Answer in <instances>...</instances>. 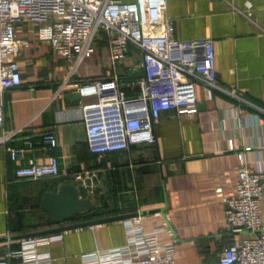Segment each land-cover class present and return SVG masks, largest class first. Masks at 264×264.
Returning a JSON list of instances; mask_svg holds the SVG:
<instances>
[{
    "label": "crops",
    "instance_id": "crops-1",
    "mask_svg": "<svg viewBox=\"0 0 264 264\" xmlns=\"http://www.w3.org/2000/svg\"><path fill=\"white\" fill-rule=\"evenodd\" d=\"M132 3L134 0H114ZM253 5L252 21L233 8ZM166 16L180 41L210 39L218 86L234 90L236 98L202 82L195 85L197 112L176 115L167 111L153 124L154 146H131L128 152L90 154L77 107L85 100L69 101L81 82L116 75L140 76V53L129 47L128 57L112 65L103 34L94 38L92 53L79 63L54 54L36 39L37 26L23 22L17 39L26 42L16 58L21 86L2 95L3 132L14 135L5 143L12 148L34 144L14 164L0 146V248L16 251L14 237L56 226L42 208L45 193H58L74 171L95 172L98 187L89 199L95 214L89 220L148 213L141 224L146 232L157 228L162 244L174 246L176 264H216L224 249L249 237L241 229L224 225V199L233 197L238 183V154L255 172L264 173V0H165ZM133 70V71H132ZM136 89H124L133 97ZM52 133L58 146L61 176L33 182L16 181V165L46 161L38 145ZM229 142L233 150H229ZM264 225V197L260 202ZM48 236H61L49 244L51 264H82L81 256L124 246L123 222L85 227ZM45 237V236H44ZM12 259L10 264H19Z\"/></svg>",
    "mask_w": 264,
    "mask_h": 264
},
{
    "label": "built area",
    "instance_id": "built-area-1",
    "mask_svg": "<svg viewBox=\"0 0 264 264\" xmlns=\"http://www.w3.org/2000/svg\"><path fill=\"white\" fill-rule=\"evenodd\" d=\"M233 10L252 21L250 2ZM23 22L35 24L39 42L47 43L54 54L76 64L90 56L94 38L99 33L103 34L112 65L128 57L129 47L140 53L139 77L122 79L112 75L76 86V93L85 100L77 111L90 154L128 152L131 146H154L156 137L152 128L162 113L173 111L180 116L197 112V82L236 98L232 88L225 90L217 84L213 41L176 39L173 24L166 16L165 0H134L132 3L0 0V129L2 95L21 86L16 58L26 42L16 38L15 30ZM125 88L137 92L129 98L124 93ZM13 135L3 132L0 146L10 161L17 164L34 144L25 142L24 148L5 146ZM38 145L46 161L31 166L16 165V181L33 182L61 176L58 157L53 155L58 146L54 134H43ZM229 150H233L232 142H229ZM238 159L241 164L235 195L224 199V225L227 230L241 229L249 237L224 249L216 264H264V225L260 214L264 173L250 169L242 154H238ZM66 178L88 195H93L98 187L95 172L74 171ZM141 219L142 216H138L122 221L124 246L84 254L82 264H176L174 246L158 240L165 229L146 232ZM60 238L24 239L16 251L0 248V264H10L12 259H18L19 264H51L48 246Z\"/></svg>",
    "mask_w": 264,
    "mask_h": 264
},
{
    "label": "water",
    "instance_id": "water-1",
    "mask_svg": "<svg viewBox=\"0 0 264 264\" xmlns=\"http://www.w3.org/2000/svg\"><path fill=\"white\" fill-rule=\"evenodd\" d=\"M66 99L69 101H77L80 99V97L78 94H70L66 96ZM41 204L43 210L50 215L51 224L56 227L46 231L17 236L11 240L19 241L30 238L44 237L85 227H93L113 222H122L137 218L138 216L143 217L147 214L156 213V211L141 214L134 213L80 222L76 224H67L77 215L89 212L92 209L89 199L80 198L78 189L72 184H63L60 186L58 193H45L42 197Z\"/></svg>",
    "mask_w": 264,
    "mask_h": 264
},
{
    "label": "trees",
    "instance_id": "trees-1",
    "mask_svg": "<svg viewBox=\"0 0 264 264\" xmlns=\"http://www.w3.org/2000/svg\"><path fill=\"white\" fill-rule=\"evenodd\" d=\"M95 216H96L95 214H87L86 213V214H79L74 219H76V220H89Z\"/></svg>",
    "mask_w": 264,
    "mask_h": 264
}]
</instances>
